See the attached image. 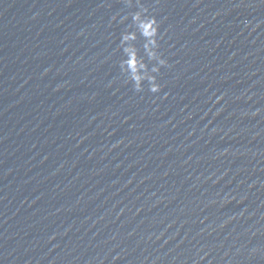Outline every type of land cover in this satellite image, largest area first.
I'll use <instances>...</instances> for the list:
<instances>
[{
    "label": "water",
    "instance_id": "1",
    "mask_svg": "<svg viewBox=\"0 0 264 264\" xmlns=\"http://www.w3.org/2000/svg\"><path fill=\"white\" fill-rule=\"evenodd\" d=\"M0 264H264V0H0Z\"/></svg>",
    "mask_w": 264,
    "mask_h": 264
},
{
    "label": "clouds",
    "instance_id": "2",
    "mask_svg": "<svg viewBox=\"0 0 264 264\" xmlns=\"http://www.w3.org/2000/svg\"><path fill=\"white\" fill-rule=\"evenodd\" d=\"M132 0H127L131 6ZM147 9L142 8L139 11L131 13V24L128 26L131 30H125L121 34V47L126 59L121 61V67L126 70L134 84L136 91H141L144 81L150 83V91L156 93L160 90L156 75L159 73L160 66L166 65V60L159 54V24L154 16L148 15ZM128 19L123 17L121 23ZM138 38H143V48L149 60L154 61L153 67L149 69L145 60L138 55V49L133 43Z\"/></svg>",
    "mask_w": 264,
    "mask_h": 264
}]
</instances>
